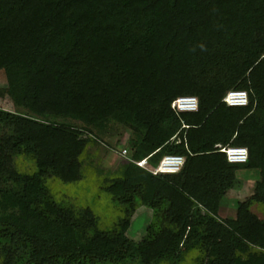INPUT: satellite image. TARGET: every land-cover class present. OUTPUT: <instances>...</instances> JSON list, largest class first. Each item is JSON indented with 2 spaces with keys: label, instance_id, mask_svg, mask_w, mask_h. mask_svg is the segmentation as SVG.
Instances as JSON below:
<instances>
[{
  "label": "trees",
  "instance_id": "trees-1",
  "mask_svg": "<svg viewBox=\"0 0 264 264\" xmlns=\"http://www.w3.org/2000/svg\"><path fill=\"white\" fill-rule=\"evenodd\" d=\"M0 72L14 105L0 108V264H264L252 210L264 212V0H0ZM231 91L249 104L228 106ZM180 97L199 110L177 113ZM117 127L132 130L131 159L184 167L154 175L125 160L104 174L95 157ZM219 145L247 148L248 161L229 163ZM240 171L260 181L223 219ZM88 177L120 206L110 230L47 185ZM139 207L153 219L136 242Z\"/></svg>",
  "mask_w": 264,
  "mask_h": 264
},
{
  "label": "rangeland",
  "instance_id": "rangeland-1",
  "mask_svg": "<svg viewBox=\"0 0 264 264\" xmlns=\"http://www.w3.org/2000/svg\"><path fill=\"white\" fill-rule=\"evenodd\" d=\"M5 86L6 78L0 72V87ZM0 108L13 111L12 99L9 96L0 97ZM132 138H134L132 130L117 127L114 129L112 136L100 140V152L95 157V164L100 166L99 168L103 170L104 174L116 171L124 163L126 159L120 156L121 151L126 150L130 157L129 141ZM94 153L96 154L95 150H93ZM16 165L22 172H33L35 161L31 157L20 155L16 157ZM98 178L88 177L74 184H66L59 179L51 178L47 181V185L51 189L53 198L61 205L83 209L92 208L100 220V227L110 230L118 221L121 209L117 202L99 189ZM259 181L260 173L258 171H240L238 181L223 200L219 214L224 219L235 218L238 203L244 202L252 196ZM252 210L261 218L264 217L260 205H254ZM152 219L153 211L151 209L139 207L132 218V226L128 236L136 242L141 241L147 235Z\"/></svg>",
  "mask_w": 264,
  "mask_h": 264
},
{
  "label": "built area",
  "instance_id": "built-area-1",
  "mask_svg": "<svg viewBox=\"0 0 264 264\" xmlns=\"http://www.w3.org/2000/svg\"><path fill=\"white\" fill-rule=\"evenodd\" d=\"M224 102L231 107H244L249 104V96L248 93L244 91H231L226 95ZM172 108L177 113L197 112L199 110V100L196 97H180L173 102ZM217 147L226 154L228 162L231 164H244L249 159V151L247 148L222 145ZM120 156L150 171L154 175L179 173L186 161L185 158L181 156H166L162 159L158 167L153 168L149 165L147 159L142 161L131 159L126 150L121 151Z\"/></svg>",
  "mask_w": 264,
  "mask_h": 264
},
{
  "label": "crops",
  "instance_id": "crops-1",
  "mask_svg": "<svg viewBox=\"0 0 264 264\" xmlns=\"http://www.w3.org/2000/svg\"><path fill=\"white\" fill-rule=\"evenodd\" d=\"M226 198V197H225ZM219 216H221L220 214H219ZM222 217V216H221ZM223 219H224V217H222Z\"/></svg>",
  "mask_w": 264,
  "mask_h": 264
}]
</instances>
